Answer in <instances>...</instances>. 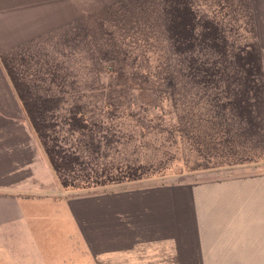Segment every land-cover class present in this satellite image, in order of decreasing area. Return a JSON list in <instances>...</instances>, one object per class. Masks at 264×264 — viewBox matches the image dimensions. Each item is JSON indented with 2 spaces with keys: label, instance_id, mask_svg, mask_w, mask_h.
<instances>
[{
  "label": "trees",
  "instance_id": "1",
  "mask_svg": "<svg viewBox=\"0 0 264 264\" xmlns=\"http://www.w3.org/2000/svg\"><path fill=\"white\" fill-rule=\"evenodd\" d=\"M213 1L80 0L77 14L70 7L69 23L47 36L79 48L97 87H76L68 68L61 75L45 54H30L40 37L0 54L65 189L92 194L143 182L171 160L193 174L264 155V7ZM142 46L152 56L136 53ZM162 100L176 119L161 130L144 117Z\"/></svg>",
  "mask_w": 264,
  "mask_h": 264
},
{
  "label": "crops",
  "instance_id": "2",
  "mask_svg": "<svg viewBox=\"0 0 264 264\" xmlns=\"http://www.w3.org/2000/svg\"><path fill=\"white\" fill-rule=\"evenodd\" d=\"M78 1L0 0V54L67 25ZM244 172L73 193L0 60V264H264V169Z\"/></svg>",
  "mask_w": 264,
  "mask_h": 264
},
{
  "label": "rangeland",
  "instance_id": "3",
  "mask_svg": "<svg viewBox=\"0 0 264 264\" xmlns=\"http://www.w3.org/2000/svg\"><path fill=\"white\" fill-rule=\"evenodd\" d=\"M197 3L200 5H213L214 1L213 0H197ZM260 7H264V0H259ZM96 4V3H95ZM94 8V7H90ZM61 10V9H60ZM72 10H75L76 14L77 11L80 13V0L76 3H73ZM80 20V15L78 16ZM76 21V20H75ZM261 23L259 26V35L261 39V43L264 46V19L263 17L260 19ZM61 28H58L56 30L60 31ZM54 30V31H56ZM54 31L50 32L53 33ZM58 32V31H56ZM50 33H46L42 36H40L39 41L38 38L34 39L36 44L33 46L29 47L28 52L30 54H45L52 64H57L58 67H60L61 75L64 72V69L68 68V70L72 73H74L75 78V84L76 87L80 86H91V87H97L99 85V81H97L96 77L94 75H89V71L87 68H91L90 66L86 65V63L80 64V50L79 48H76L75 50H68L66 47H64L61 44V35L57 34H51L50 36H47ZM61 33V32H59ZM60 35V36H59ZM136 53L144 55L147 58H149L151 55L150 49L142 46L138 49L135 50ZM147 63V62H145ZM152 67V64H149ZM155 71V68L152 67V72ZM108 82V77L103 76L100 84L101 83H107ZM133 94V92H132ZM136 95L134 93V96L132 99H135L136 102L141 103L140 96ZM160 105L162 109H150V112H148V115H145V122L150 125V127H158L159 129H163L165 127H168L167 124L171 122H175V115L171 112L170 107L168 106V103L165 101H160ZM129 123V122H128ZM127 124L125 131L130 133L131 127L129 126L130 124ZM125 124V125H126ZM152 138V136H151ZM176 149V148H175ZM178 149V148H177ZM181 150V147H179ZM151 153V151H147ZM179 155V154H178ZM181 157H183L181 155ZM168 165H170V169L167 170L164 174L159 175V176H154L150 179H147L143 182H138V183H133V184H122V185H114L108 188H97L93 190H89L90 193H102L106 191H111V190H120L124 188H130V187H138V186H150V185H165V184H176V183H184L188 182L191 176H193L190 172H187L183 168L182 162L178 161H173L171 160L168 162ZM263 170L264 169V155L260 158H258L255 162L241 165V166H236V167H220L218 169H214L218 172H220V175H226V174H231V173H236V172H244V173H251L249 171L252 170ZM73 193H79L81 194H88V191H76V190H70Z\"/></svg>",
  "mask_w": 264,
  "mask_h": 264
}]
</instances>
